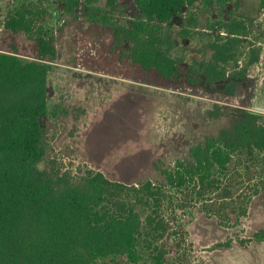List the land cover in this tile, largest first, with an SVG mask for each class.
<instances>
[{
    "label": "trees",
    "instance_id": "obj_1",
    "mask_svg": "<svg viewBox=\"0 0 264 264\" xmlns=\"http://www.w3.org/2000/svg\"><path fill=\"white\" fill-rule=\"evenodd\" d=\"M134 1L136 12L126 23L109 21L129 8L123 0H106L102 16L112 25L113 46L145 71L235 95L260 58L259 48L252 47L242 61L250 23L264 0L252 5L249 0ZM63 2L66 12L77 16L82 0ZM200 8H219L221 16L201 31L206 38L188 55L183 51L195 37L193 27L199 28ZM35 15L22 3L4 20L6 29L31 35L33 57L22 56L15 42L0 48V264H110L120 258L168 264L178 233L166 203L178 200L176 192L184 189L200 195L226 191L237 156L264 154V113L217 105L208 114L224 123L192 143L174 164L156 161V178L127 183L93 169L76 176L54 165L43 168L48 148L41 117L48 112L49 74L58 49ZM180 46L183 51L176 53ZM224 196L232 198L224 206L232 218L230 189ZM211 211L222 216L219 209ZM254 236L264 241V228Z\"/></svg>",
    "mask_w": 264,
    "mask_h": 264
},
{
    "label": "rangeland",
    "instance_id": "obj_2",
    "mask_svg": "<svg viewBox=\"0 0 264 264\" xmlns=\"http://www.w3.org/2000/svg\"><path fill=\"white\" fill-rule=\"evenodd\" d=\"M63 1L0 0V48L9 49L15 42L22 56L35 55L29 33L4 27L8 15L26 3L58 49L49 74L53 92L48 112L41 117L48 148L41 167L54 165L76 176L93 169L127 183L156 178V161L174 164L192 143L224 123L223 118L208 114L217 105L224 111L243 108L264 113V9L250 23L242 61L250 58L252 47L259 48L260 58L235 95H229L183 80H165L124 59L121 48L113 46L112 25L103 21L106 0H82L77 16L66 12ZM123 1L129 8L116 11L109 21L126 23L132 18L135 1ZM217 9H199V28L193 27L190 47L183 51L181 45L176 53L189 55L195 50L206 38L201 31L221 16ZM263 180L264 154L236 157L225 184L233 197L232 218L224 208L232 198H225L224 190L202 195L197 189L176 192L178 200L166 203V215L178 233L177 241L170 244L168 264H264V241L254 236L264 228ZM213 209L222 216L212 214ZM110 264L134 263L120 258Z\"/></svg>",
    "mask_w": 264,
    "mask_h": 264
}]
</instances>
